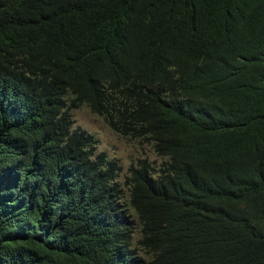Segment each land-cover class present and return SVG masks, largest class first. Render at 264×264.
Here are the masks:
<instances>
[{"label":"trees","instance_id":"16d2710c","mask_svg":"<svg viewBox=\"0 0 264 264\" xmlns=\"http://www.w3.org/2000/svg\"><path fill=\"white\" fill-rule=\"evenodd\" d=\"M0 264H264V0H0Z\"/></svg>","mask_w":264,"mask_h":264},{"label":"rangeland","instance_id":"374dc122","mask_svg":"<svg viewBox=\"0 0 264 264\" xmlns=\"http://www.w3.org/2000/svg\"><path fill=\"white\" fill-rule=\"evenodd\" d=\"M74 120V129L81 128L97 141L98 153H105L111 160H116L122 167L120 183L123 184L130 166L139 160L148 159L153 165L159 166L163 158L159 157L150 144L140 143L123 138L114 133L102 117L93 114L86 106L71 110ZM134 247L137 242H134ZM147 259V257L143 254Z\"/></svg>","mask_w":264,"mask_h":264}]
</instances>
